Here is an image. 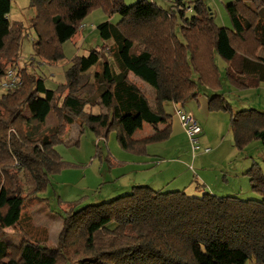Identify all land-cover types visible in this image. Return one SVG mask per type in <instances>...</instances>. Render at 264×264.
I'll return each mask as SVG.
<instances>
[{
	"label": "trees",
	"instance_id": "obj_1",
	"mask_svg": "<svg viewBox=\"0 0 264 264\" xmlns=\"http://www.w3.org/2000/svg\"><path fill=\"white\" fill-rule=\"evenodd\" d=\"M166 1L167 9L147 0L132 6L125 0H32L34 55L21 66L27 28L10 21L12 1L0 0V264H264V173L256 164L244 175L261 200L135 186L109 202L71 208L57 247L33 235L24 212L28 201L45 200L40 196L51 176L64 168L56 146L74 124L105 140L116 132L123 150L145 156L151 144L171 137L165 104L185 109L207 89L214 92L209 111L230 116L237 150L253 140L264 144V111H235L220 94L217 64L225 63L226 79L237 90L264 84V0L226 5L231 27L217 25L203 0ZM95 9L121 19L101 23L102 45L76 57L66 82L48 89L36 72L37 58L62 61V45ZM14 67L21 83L2 90ZM131 75L155 90L154 106ZM147 127L151 134H144ZM7 229L22 237L19 247L4 241Z\"/></svg>",
	"mask_w": 264,
	"mask_h": 264
},
{
	"label": "rangeland",
	"instance_id": "obj_2",
	"mask_svg": "<svg viewBox=\"0 0 264 264\" xmlns=\"http://www.w3.org/2000/svg\"><path fill=\"white\" fill-rule=\"evenodd\" d=\"M11 1L10 21L24 23L27 28L20 56V64L24 66L32 61L34 55L33 41L36 34L30 25L36 16V9L32 7V0ZM139 1L141 0H125V4L132 6ZM203 1L212 9L217 25L221 26L226 20L227 26L231 27L226 5L236 0ZM155 2L164 9L170 6L166 0ZM120 19L118 14L109 17L104 10L95 9L82 22L79 33L62 45L65 56L62 61L48 64L37 58L36 72L45 79L46 87L57 90L64 84L66 71L73 60L87 56L91 50L102 45L98 26L105 21L116 24ZM217 64L222 73L223 92L234 110L264 111V86L258 91L237 90L226 79L225 63L218 59ZM138 83L150 87L140 79ZM148 95L151 104H154V96L149 91ZM166 110L168 114H174L173 104L167 103ZM95 112L99 110L96 109ZM195 113L203 128L200 145L202 149L210 148V154L203 150L194 153L189 137L184 136L176 147L167 142L154 143L148 147L147 155L137 156L121 148L116 132L105 140L97 137L88 126L84 129L77 124L69 127L62 142L56 146L65 163L64 168L51 176L48 190L40 196L45 200L34 203L28 201L25 205L24 212L30 216L35 226L33 235L47 246L57 247L63 217L71 208L78 210L87 205L109 202L129 194L135 186H148L161 192L185 190L189 196L197 197L211 193L219 197L261 200V196L253 192L249 176L244 174L253 164L264 173V144L253 140L243 151H239L234 147L229 114L220 112L213 115L209 122H205L200 113ZM52 121L51 119L47 125H51ZM32 124L36 125V122L33 121ZM150 133L151 128H145L144 134ZM142 162L148 168H144L145 164L140 165ZM173 178L176 180L168 186ZM6 233L4 241L19 247L22 237L13 229H7Z\"/></svg>",
	"mask_w": 264,
	"mask_h": 264
},
{
	"label": "crops",
	"instance_id": "obj_3",
	"mask_svg": "<svg viewBox=\"0 0 264 264\" xmlns=\"http://www.w3.org/2000/svg\"><path fill=\"white\" fill-rule=\"evenodd\" d=\"M152 2H155L156 0H151ZM244 1H247V2H250L251 0H244ZM157 3V2H155ZM169 3V2H168ZM169 7V6H168ZM231 24V22H230ZM228 24H226V20L223 21V24L221 25V27H228L227 26ZM131 78V81L136 84V86L146 95V97L148 98L149 100V95H148V91H149V94H152L154 97V104H152L153 106L155 105V98H156V92L154 89H152L151 87H144L143 85H141L140 83H138V80L139 78L134 76V75H131L130 76ZM262 86H264V84H261L258 88L254 89V90H259ZM224 88V87H223ZM220 94H224L223 90L220 92ZM214 95V92L212 91H209L207 89H202L201 90V95L200 97L198 98V100L196 101H193L191 103H189L185 109L188 110L189 112H192L194 113V115L196 114V112L200 113L201 115V119H203L205 122H209L213 117V115H217L218 113H211L209 111V104H208V101H209V98ZM225 98L227 99V97L225 96ZM228 100V99H227ZM150 102V100H149ZM151 103V102H150ZM167 104H165V111L167 113ZM173 108H174V114H170L172 116V121H171V137L170 139L167 141L168 144L172 143L173 146L176 147V145L178 144V142L181 140L182 137L184 136H187L179 118L177 117L176 115V109L178 108L177 106L173 105ZM168 114V113H167ZM196 117V115H195ZM197 119V117H196ZM215 119H218V118H215ZM199 121V120H198ZM203 129V128H202ZM153 132V129H151V133ZM150 133V134H151ZM149 152V151H148ZM145 164V167L144 168H148V165H146L145 162H142L140 163V165H144ZM171 177H174V176H171ZM171 179V178H170ZM169 179V180H170ZM176 178H173V180L171 181L170 180V183H168L167 185L170 186L171 183L173 181H175ZM136 184V182H135ZM20 237H18L19 239Z\"/></svg>",
	"mask_w": 264,
	"mask_h": 264
},
{
	"label": "built area",
	"instance_id": "obj_4",
	"mask_svg": "<svg viewBox=\"0 0 264 264\" xmlns=\"http://www.w3.org/2000/svg\"><path fill=\"white\" fill-rule=\"evenodd\" d=\"M20 83H21V79L19 76L18 67H14L8 71L5 80L1 84V89L2 90L13 89ZM176 115L179 118L187 136L189 137L192 143L193 152L196 153L197 151L203 150L204 153L210 154L211 153L210 148L202 149L200 145V136L203 132V129L199 121L194 116V114L185 109L177 108Z\"/></svg>",
	"mask_w": 264,
	"mask_h": 264
}]
</instances>
